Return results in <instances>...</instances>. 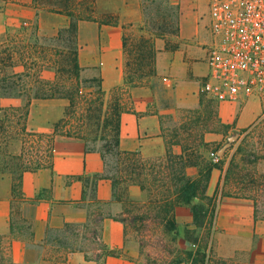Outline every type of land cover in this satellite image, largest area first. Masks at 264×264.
<instances>
[{
  "label": "crops",
  "instance_id": "crops-1",
  "mask_svg": "<svg viewBox=\"0 0 264 264\" xmlns=\"http://www.w3.org/2000/svg\"><path fill=\"white\" fill-rule=\"evenodd\" d=\"M123 14V12H122ZM34 18L48 20L62 26L68 16L61 12L33 9ZM121 23L107 24L93 20H80L78 60L85 75H93L95 64L101 75L104 89L124 84L122 72ZM100 49L101 57L94 56ZM198 48H178L158 50L155 68L159 84L144 82L127 87L130 108L120 113V142L122 150H138L142 157L152 158L164 153L160 114L164 107L158 102L166 97L179 107L198 104L200 83L206 72L205 60ZM205 55V54H204ZM159 89L161 91L159 92ZM159 93V94H158ZM49 100V99H43ZM49 104V101H46ZM47 104V105H48ZM45 130L61 117V113L49 107ZM217 114L224 122H234L238 126H248L261 114V106L255 99L238 101H218ZM218 134L206 132L205 140L218 138ZM264 162V158L262 159ZM222 168L213 167L205 193L214 200V209L209 210L205 223L197 226L193 219L192 205L197 197L189 201H179L173 209L178 224V248H196V244L185 238V228L193 229L200 237L204 229L209 232L207 256L234 260L235 264H264V217L255 214L251 197L241 194H227L224 189ZM104 171L103 158L98 149L88 147L81 136L56 134L53 138L52 165L36 169H26L20 179V199L22 204L18 214L10 219L11 194L6 185H1L0 205V264H22L30 245L38 249L41 259L46 249V237L51 228L61 229L64 223H89L91 212L98 210L101 220V239L104 243L102 264H139L138 241L128 236L122 220L116 217L122 209L124 199L142 201L146 193L138 184L130 183L119 195L114 193L110 178L101 175ZM3 178L0 175V183ZM29 206V213L25 210ZM211 208V207H210ZM207 225V227L205 226ZM93 249L87 252L74 248L66 252L64 264H99L91 257ZM42 260V259H41ZM177 264H189L180 259Z\"/></svg>",
  "mask_w": 264,
  "mask_h": 264
},
{
  "label": "trees",
  "instance_id": "trees-1",
  "mask_svg": "<svg viewBox=\"0 0 264 264\" xmlns=\"http://www.w3.org/2000/svg\"><path fill=\"white\" fill-rule=\"evenodd\" d=\"M108 1L111 0H34L33 6L36 9L66 14L67 23L57 27L56 31L49 36L47 43L38 40L40 35L37 19L31 26L30 33L35 34L32 42H21L22 35L18 33H7L5 39L8 41H0V111L5 113L0 118V146H2L1 143H10L16 137H19L21 141L18 152L0 147V175L5 179L7 176L5 171L15 172V186L18 187L20 194V179L24 170L52 165L53 138L56 134L81 136L87 142L88 135L91 134L93 139L103 140L100 146L94 147L88 144V147L98 149L102 155L104 171L100 176L110 178L114 193L117 195L123 193L130 183L138 184L146 193V199L142 201L124 199L122 209L116 217L123 221L126 229L128 226L134 227L140 246L147 241L152 247L157 246L160 250L166 251L160 254L154 251L159 254L162 264H177L180 260L171 257L170 244L165 239V233L178 229L172 213L169 214V203L172 199L189 201L197 197L199 202L192 205V214L196 225L202 226L210 209L209 204H211V210L214 209V202H208L213 198L205 193L211 170L214 166L219 168L223 166L197 153L199 145L206 141L199 138V133L193 132L194 128L189 124L190 109H180L177 127L170 133L162 132L166 146L165 154L145 158L138 150L119 148L120 113L130 108V103L126 104L124 101L126 95L128 98L126 88L143 84L149 76H156L155 47L150 37L141 36L136 49H130L134 57L126 63L129 73L125 71L123 73L124 87L116 85L106 90L102 87L100 77L97 78L95 94L91 89L79 88L78 84L83 80L79 75L78 23L80 20H93L114 24L117 14L102 6ZM151 57L152 60H150ZM44 64L49 68L48 76L42 72ZM8 86L16 87L18 95H26L27 100L22 107L2 102V99L9 95L3 92ZM107 96L108 99L112 96L116 106L114 127L109 129L106 128V123L110 120L109 113L100 109V105L108 101ZM31 97L66 100L63 115L52 124L51 129L34 130L27 126L26 118ZM96 103H99L98 107H95ZM7 113H9L8 116ZM91 119L94 124H97L98 131L94 128L87 130ZM259 120L257 118L253 126L257 125ZM216 122L226 124L220 120L217 111ZM161 130L163 131L162 126ZM170 145L178 146V151H173ZM44 146L47 152L42 156L37 152ZM106 153L116 156L117 167L113 171L106 168ZM193 155L199 159L192 160ZM188 168L193 170L189 171ZM237 168V164L233 165L229 161L223 179L225 192L251 197L255 205V214L258 216L256 207L259 198L264 195V176L238 175ZM205 201L208 202L207 205ZM102 218L100 211L93 210L91 224L73 223L70 233L75 234V237L72 239L69 238L68 232L49 233L46 243L51 247L43 250L41 259L47 261L53 250V255L60 253L65 262L66 252L74 248L85 252L93 249L90 256L102 264V252L97 250L104 247L101 239ZM68 224L72 223H64L63 227ZM84 230H88L91 237L83 235L84 239H78V232ZM184 232L188 241L196 244L195 249L187 250L186 261L191 258L190 264H235L227 258L216 255L207 256L208 230L203 232L201 237L194 235L193 229L185 228ZM28 261L31 264H37L35 259Z\"/></svg>",
  "mask_w": 264,
  "mask_h": 264
},
{
  "label": "rangeland",
  "instance_id": "rangeland-1",
  "mask_svg": "<svg viewBox=\"0 0 264 264\" xmlns=\"http://www.w3.org/2000/svg\"><path fill=\"white\" fill-rule=\"evenodd\" d=\"M33 5L34 0H0L1 42L8 41L5 39L7 33H18V35L21 34V42H32L35 39V34L30 33V31L31 26L36 19L39 24V42H49V36L53 34L59 26L51 23L48 18H43L40 21L38 20V18H34L33 9L35 7ZM102 6L117 14L116 22L114 24L121 23L124 26L122 36L123 73H129V67L126 65V63L131 61L134 57L130 49H136L137 44L140 42L139 39L141 36H148L152 39L155 47V59L158 50L165 49L173 51L181 47L185 50L192 48L200 49L201 51H203L200 59L205 60L204 54L206 34L204 27V16L206 10V0H111L103 3ZM80 46L81 45L79 42V48ZM94 56L101 57L99 48L95 51ZM150 60H152V57ZM60 61L63 62L62 60ZM78 63L80 65L79 75L83 80V82L81 81V83L78 84L79 88L91 89V91L95 94L98 84L97 78L101 77L98 70V65L95 64L94 66L95 70H93L92 72L94 74L87 76L82 71L83 66L80 64L79 60ZM48 69L49 68H47V66H45L44 64V66L42 67V72L47 76L49 75ZM51 70L52 69L50 68V71ZM159 81L160 80H158L157 73L156 76H149L147 79V82L156 84L157 88H159ZM120 87H124V84L120 85ZM160 91L161 89H159V92ZM3 92L9 93V95H6L2 99V102L4 104L11 103L22 107L27 100L26 95H18V89L16 87L8 86L3 90ZM198 96L199 99L197 105L192 107H179L172 104L166 97L160 96L159 94V105L161 107H164L163 112L160 114L161 126L163 127V131L161 130V133H170L177 127L178 114L180 113V109H190V114H188L190 121L189 124L192 128H194L193 132L199 133V138L205 140L204 134L206 132H213L219 135L218 138L205 140L206 143L199 145V152H197L198 154L204 155V157H206L210 161H212V159L210 158L211 154H217L219 156V160L217 161V163H219L218 165L222 164L223 166V164L227 162L226 165L228 166L229 161H231L233 165L237 164L238 175L247 174L249 177H254L256 175L264 176V162L262 161V159L264 158V99L255 98V100L261 106V114L258 117L260 120L258 124L255 126H253V123L248 126H238L234 122L223 121L226 124H219L218 122H216L218 100L209 97L201 89ZM45 99L49 100L42 101L43 98L31 97L29 112L26 118V124L29 128H32L34 130H45L44 128L46 122L50 121L47 111L49 107L56 109L61 113V115H63L64 107L66 104L65 99ZM46 101H49L50 106L48 103H46ZM124 101H126V104L127 102L129 103L127 95ZM98 106L99 103H96L95 107ZM115 108L116 106L115 102L112 99V96L108 99V101L100 105V109L102 111H107L110 116L109 122L106 123L107 129L114 127V118L116 116ZM4 115L5 113L3 111H0V118H2ZM6 115L8 116L9 113H7ZM92 120L93 119H91L87 130L89 131L91 128H94V130L98 131L99 129L96 128L97 124H94ZM51 128L52 127H50V129ZM92 137L93 136L91 134L88 135V144L90 146H100L104 142L103 140L93 139ZM1 144L2 146L0 147L4 150L7 149L12 152H18L20 149L21 141L19 137H16L15 139H12L10 143L7 142V144ZM170 148L175 152L178 151V146L175 147L170 145ZM165 151L166 146L164 144L163 154H165ZM46 152V147L44 146L37 153L44 156ZM105 159L107 161L106 168L110 171H113L117 167L116 156L106 153ZM191 159L196 160L199 159V157L196 158V156L193 155ZM188 170L192 171L193 168H188ZM5 174L7 176L3 180L2 184L0 183V189L3 185H6L7 188L10 187L8 191H10L12 198L11 205H14V208H12L10 212L11 219L14 213L15 216L19 215L18 208L22 204V199H20L18 187L15 186L16 173L13 171H5ZM0 198H2V196H0ZM178 202L179 201L176 199H172L170 201V215L171 213L173 215L174 206ZM208 202H214V200L212 199V201ZM208 202L205 201L206 205ZM0 206L6 207V203L3 202V205ZM210 207L211 204H209L208 208ZM25 212L29 213V206H27ZM256 213L258 216L264 217V195L259 198L256 207ZM152 217L154 218V216ZM73 226L74 225L72 223L61 229L51 228L50 233L54 234L57 232L59 233L60 231V233L68 232L69 238L72 239L75 237V234L70 233L73 229ZM133 228V226H128L126 229V233L128 234V236L134 237L139 243L136 231ZM206 231L207 230L204 229V232ZM178 234L179 228L176 229V231L165 233V239L170 244L171 257L176 260H180L181 258L187 260V250L189 248L187 250L185 248H178ZM83 235H88L89 237H91L90 232L88 230H84L78 232V239H84ZM47 246L51 247L50 244H47ZM139 247H141L139 256L137 258L139 264L163 263V261L160 259L159 254L166 253V251L160 250V247L157 246L152 247L147 243V241H145V243H141V246L139 243ZM50 249L51 248H49V250ZM154 251H157V253L159 254L154 253ZM53 254L54 252L52 250L50 258L47 261L39 259L36 261L37 264H64V259L60 253H57L56 255ZM38 256L39 255L37 247H35V245H30V247H28V249L26 250V253L24 255V262L22 264H31V262L28 260L36 259L38 258ZM190 260L191 258H189V264L191 262ZM229 261L231 263H234V260Z\"/></svg>",
  "mask_w": 264,
  "mask_h": 264
},
{
  "label": "built area",
  "instance_id": "built-area-1",
  "mask_svg": "<svg viewBox=\"0 0 264 264\" xmlns=\"http://www.w3.org/2000/svg\"><path fill=\"white\" fill-rule=\"evenodd\" d=\"M204 27L201 90L218 101L264 99V0H206Z\"/></svg>",
  "mask_w": 264,
  "mask_h": 264
}]
</instances>
